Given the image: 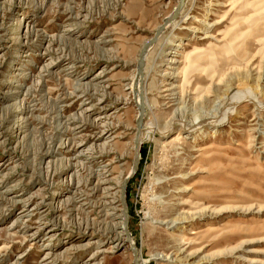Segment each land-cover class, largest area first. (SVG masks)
<instances>
[{
    "label": "rangeland",
    "instance_id": "374dc122",
    "mask_svg": "<svg viewBox=\"0 0 264 264\" xmlns=\"http://www.w3.org/2000/svg\"><path fill=\"white\" fill-rule=\"evenodd\" d=\"M178 2L0 0V264H134L120 226L121 185L137 132L131 86L144 42ZM181 16L145 61L144 77L157 85L149 89L145 125L164 126L174 117L192 124L195 110L197 119L221 118L230 93L249 90L264 104V0H194L175 20ZM178 43H185L183 56L174 54ZM172 58L187 75L184 100L167 107L158 88L165 78L177 81L165 75L175 71L168 69ZM210 73L216 90L208 82L191 90ZM230 82L235 86L226 93ZM236 107L216 137L204 134L211 125L192 132L177 124L150 139L144 125L127 200L129 231L145 264L199 263L205 254L211 258L200 264H264V108L248 100ZM176 132L187 135L178 143L183 160L175 153ZM108 145L111 156L93 158ZM107 163L115 167L111 182L97 190L94 172ZM181 170L187 176L177 177ZM161 175L166 180L155 184ZM157 194L165 203L153 199ZM174 194L183 199L176 207L206 215L196 226L215 225L183 261L171 229L152 223L164 218L163 209L173 217Z\"/></svg>",
    "mask_w": 264,
    "mask_h": 264
},
{
    "label": "bare ground",
    "instance_id": "6f19581e",
    "mask_svg": "<svg viewBox=\"0 0 264 264\" xmlns=\"http://www.w3.org/2000/svg\"><path fill=\"white\" fill-rule=\"evenodd\" d=\"M186 3H187V7H189L194 3V0H184L182 7L179 9V11L177 13V16L174 17L169 22L170 25L167 24L166 28L168 27V25L171 27L178 26V24L181 22V20H183V16H181L180 19H178V20H175V19L179 16L181 10L184 8ZM178 4H179V2H178ZM176 8L177 7H175V9L169 15L167 14V16H165V18L163 20H165L168 16H170L176 10ZM186 16H187V14L185 15V17ZM163 24H164V22H163ZM196 31H199V29L197 28ZM152 38L153 37H150L149 39H147L144 42V44L141 48V51L143 50L145 44L147 42H149ZM154 44H152L145 51L144 60L146 62L149 61V54L152 51L151 47ZM176 49L177 50L174 52V54L183 56L186 52L185 51V43H178ZM196 49L197 48H195L194 51H196ZM141 51H140V53H141ZM170 54H173V52L171 51ZM185 58H186L185 61H190L189 55H186ZM146 62H144V66L142 68V71H140V73H138L136 81L131 86L132 90L134 91V95H135L134 101H135L137 109H138V115H139V108L141 106L144 108V112L146 113V107H149L151 105L150 100H149V95H148L149 89L157 90V85L153 84V83L152 84L147 83V79H146V77H144V75H145L144 74V68H145ZM180 62H181L180 60H176V58H172L170 64L168 65V69H171V70L174 69L175 71L174 72H171V71L165 72V75L172 76V78L173 77L177 78V81H171L170 82L169 79L167 80V78H165L163 81V84H162V88H161V86H160V88H158V91H159L158 93L160 94L159 97L162 98V100H163L162 102H163L164 106L166 105L167 107L173 106L175 104H180L181 100L182 99L184 100V93L185 92H183L181 89V87H182L181 82L183 81V79H185L187 72L185 70V67L180 68L179 66H176V64H178ZM207 82L209 83V87L211 86L216 90V86H215L216 80H215V74L214 73H210L209 75L205 76V78H203L201 82H200V80L193 82L191 90H195L197 84H200V83L206 84ZM217 83L219 84L220 81H218ZM241 84L246 85L247 83H241ZM234 86L235 85L231 84V82L226 84V89H225L226 93H230L231 89ZM191 90L190 91L188 90V92H187V95H188L190 100L194 99V97H195V96L194 97L192 96V94H194L195 92H192V94H191ZM248 91H243L240 93H230L228 101L225 102V105L223 106V113H222L221 118H220L221 115H214L213 114V116H211V117H206L204 119H197V114L199 111L195 110L193 113L194 121L192 124H189L184 117H180V118L174 117L171 122L162 126L157 121H154L153 123H147L145 125V116H144V120H143L142 125L140 127H138V125H137V132H136L135 143H134L135 152L137 149V139L141 145L145 141V137H143L144 125H145L146 133L150 139L155 138L158 133H160L162 135L164 134L163 136H166L168 132L174 130V128L177 126V124H179L182 127L184 126L186 128H189V130L192 132L203 128L204 125H211L212 128L209 129L210 131H205L204 134L207 136V134L209 135V133H210V135H212L213 137H216V134H217L216 127L219 126L220 124H222L224 121H226V119H228L227 117H228L229 113H234L236 111V109H237L236 106L239 102H243V101L248 100V101H252V102L256 103V105H258L259 107L264 108V104L259 103L257 101V99L253 95H251ZM196 101H197V99H196ZM155 104L158 105L157 100L155 101ZM110 128H112V127H110ZM104 132L101 131L102 134ZM75 133H77V132H75ZM173 136H174V138L172 139V141L174 140L177 142L175 144V147L177 148V151L175 152L176 156H178L179 160H183V156H181V153H180L181 150L183 149V146L178 144V143L179 142L183 143L184 141L186 142L187 135L185 136V134H183L181 132H176L175 135H173ZM200 138L201 137H198V140L196 138L194 140V144H198L200 141L199 140ZM161 143H162V141H161ZM135 152H134V157H135ZM113 153H114V149L110 145H108L106 147V149L103 151V153H101L98 156H93V158H95V159L105 158V157L111 156ZM204 153H206V151H204ZM133 163H134V161H133ZM110 166H111L110 163L104 164L103 167L98 172H94V175L98 178V181H97L98 185L96 187L97 190L100 189L102 184H106V183L111 182V178H109V175H107V174H108V172H110L109 174H112L115 167H113V169L111 170V168H109ZM103 168H109V169L105 170ZM133 170H134V164L132 165V167H130V169L128 171L129 173H128L127 177L125 178V180L133 173ZM185 176H187V174L183 173V170L178 172L177 177L183 178ZM166 178H167V176H165V175L157 176V178L155 179V184H159V183L163 182L164 179L166 180ZM125 180H124V182H125ZM124 182L121 185L122 186V192H121L122 198H121V200H123ZM178 190H180V191L183 190V187L178 189ZM56 195H58V190L56 191ZM102 196L107 197V194L102 195ZM173 196H175L174 197L175 209H174V212H172L173 217L167 219V217H168V215L166 214L167 210L163 209L162 214L164 215V218H162V219H160L159 217L153 218L152 223L163 224V225H166L167 228L171 229L170 230V234H171L170 238H172L173 242L175 243L176 250L175 249L174 250L176 251V255H178L180 260L183 261L184 256H182V255L189 248H193V247L195 248V246H199V244L203 242L201 240L204 239V237L209 238L211 236V234H213V230L215 228V225L213 222H208V223H205L206 226L202 229H201L200 225L196 226V224H201V222H202L201 219L204 218L206 215H204L200 211H197V212H188L187 211L186 212V211H183L182 209L176 207V205L180 206L183 203V199L179 196V194H174ZM153 199L155 201H157L159 204L165 203V201L162 198V194L155 195L153 197ZM166 203H168L170 205L171 201H168ZM106 204L107 203H105L104 201H101V200L98 202V207L102 208L101 211L105 210V208L107 207ZM122 205H123V203H122ZM211 210H212L213 214H215L218 211L217 208H212V207H211ZM120 218L122 220L121 221L122 223L120 226L123 229L124 234H125L123 237H126L127 239H129L128 242L131 243V248H132L133 245H136V242H135V240L132 239V233H131V231H129L130 230V228H129L130 218L128 219V217L125 213L124 206H123V211L120 214ZM191 221H194V223L192 225L188 226L187 224L190 223ZM127 224H128V226H127ZM123 237L121 238L122 240H123ZM47 245H49V244H47ZM201 248L202 247H200V250H201ZM137 252L138 253H137L136 262L138 264H145L139 256L140 251L138 250ZM209 258H211L210 255L205 254L202 256L199 263L192 262L190 264H200L201 262H203L204 260H207ZM134 264H135V255H134Z\"/></svg>",
    "mask_w": 264,
    "mask_h": 264
},
{
    "label": "water",
    "instance_id": "95a60500",
    "mask_svg": "<svg viewBox=\"0 0 264 264\" xmlns=\"http://www.w3.org/2000/svg\"><path fill=\"white\" fill-rule=\"evenodd\" d=\"M184 3V0H179V4L176 8V10L170 15L168 16L165 20H164V24H162L157 30H156V33L155 35L153 36V38L147 42L143 48V50L141 51L140 53V60H139V65H138V73H140V71H142V68L144 66V56H145V51L152 45L154 44L157 39L159 38V36L163 33V31L165 30L167 24H169V22L177 16V13L179 11V9L182 7ZM144 116H145V112H144V108L141 106L139 108V115L137 117V125L138 127H140L143 123V120H144ZM140 161H141V144L138 142V139H137V149H136V152H135V157H134V170H133V173L125 180L124 182V192H123V200H122V203H123V206L125 208V213L128 217V219L130 218V214H129V204H128V200H127V186L130 182V180L134 177V175L137 173L138 169H139V165H140ZM128 226V224H127ZM127 241H129V239H127ZM132 251L135 255V264H138L136 262V258H137V246L136 245H133L132 246Z\"/></svg>",
    "mask_w": 264,
    "mask_h": 264
}]
</instances>
